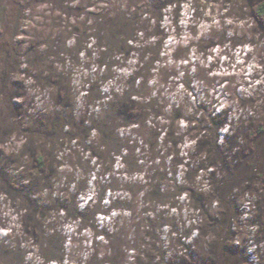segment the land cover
Segmentation results:
<instances>
[{
  "label": "rangeland",
  "instance_id": "rangeland-1",
  "mask_svg": "<svg viewBox=\"0 0 264 264\" xmlns=\"http://www.w3.org/2000/svg\"><path fill=\"white\" fill-rule=\"evenodd\" d=\"M258 1L1 0L0 264H264Z\"/></svg>",
  "mask_w": 264,
  "mask_h": 264
},
{
  "label": "trees",
  "instance_id": "trees-1",
  "mask_svg": "<svg viewBox=\"0 0 264 264\" xmlns=\"http://www.w3.org/2000/svg\"><path fill=\"white\" fill-rule=\"evenodd\" d=\"M0 3H1V0H0ZM253 11H254V13H255V15L257 16V17H261V18H263L264 19V0H259L258 2H257V4L255 5V7H254V9H253ZM8 63H11V61L10 60H8L7 61ZM12 63H15V61H12ZM119 108V107H118ZM44 152H42V151H36V152H34L33 151V154H31V159H32V161H33V163H34V166H36V168L38 169V170H40V171H43V169H44V167H45V157H44ZM53 159H55L56 160V158L54 157ZM50 173H51V169H50ZM25 198H26V196H25ZM27 199V198H26ZM29 200V199H28ZM30 201V200H29ZM46 209H48V208H46V207H44V206H37L36 207V210H38V211H45ZM24 219H26V218H24ZM24 219H21V225H24L25 224V222H24ZM22 228H23V230H26L27 231V228L26 227H24V226H22Z\"/></svg>",
  "mask_w": 264,
  "mask_h": 264
},
{
  "label": "bare ground",
  "instance_id": "bare-ground-1",
  "mask_svg": "<svg viewBox=\"0 0 264 264\" xmlns=\"http://www.w3.org/2000/svg\"><path fill=\"white\" fill-rule=\"evenodd\" d=\"M28 263H30V261H28Z\"/></svg>",
  "mask_w": 264,
  "mask_h": 264
}]
</instances>
